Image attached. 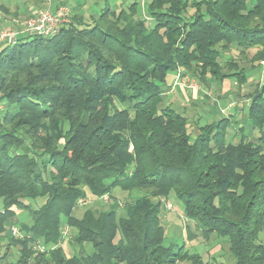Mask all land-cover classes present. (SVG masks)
I'll list each match as a JSON object with an SVG mask.
<instances>
[{
  "label": "trees",
  "instance_id": "16d2710c",
  "mask_svg": "<svg viewBox=\"0 0 264 264\" xmlns=\"http://www.w3.org/2000/svg\"><path fill=\"white\" fill-rule=\"evenodd\" d=\"M73 17L53 37L0 48V264H207L167 243L172 193L204 237L228 239L232 264H264V83L248 94L257 139L231 140L229 117L193 137L163 106L178 68L206 86L246 84L248 67L221 60L234 46L256 48L251 67L264 71V0H134ZM116 189L141 195L121 204ZM106 193L105 206L78 210ZM65 224L72 251L51 248Z\"/></svg>",
  "mask_w": 264,
  "mask_h": 264
},
{
  "label": "rangeland",
  "instance_id": "374dc122",
  "mask_svg": "<svg viewBox=\"0 0 264 264\" xmlns=\"http://www.w3.org/2000/svg\"><path fill=\"white\" fill-rule=\"evenodd\" d=\"M73 1V2H72ZM82 2H87L88 5H90L89 9H93L94 11H99L102 12L103 9L106 6L114 7L115 3H125L124 5L130 4L134 0H81ZM45 2L44 0L42 3ZM97 2V4L95 3ZM25 3V2H24ZM1 4V3H0ZM26 4V3H25ZM67 4L70 5L72 8V14L69 18V22H67L65 25L70 24L74 19V14L75 12L80 13L78 9L74 10V0H69L65 1L62 0L60 4ZM22 4L19 5H8L10 11L4 9V7L0 6V16L4 15H9L11 12H15V10H20L23 6ZM51 5L53 6V0L49 1L46 0V3L42 8H40L39 11L45 10L48 8V6ZM57 5V6H58ZM124 5H120L118 10ZM25 6V5H24ZM96 8H95V7ZM78 10V11H77ZM38 11V12H39ZM92 11H87V13H91ZM31 16V13H28L26 10L24 11H19V15L17 14L16 16H12L13 18V23L10 26H15L16 22L19 20H23L26 18H29ZM90 22V21H89ZM64 25V26H65ZM256 48H250L249 51L242 52L240 48H232L230 50V53L222 52V62L228 57H233L235 60L239 62L241 66H246L248 68H252V62H251V53L254 52ZM180 69V68H178ZM183 72L187 75H189L191 78H194L197 81V86L196 87H189L187 85H179V87L186 88L187 90H195V89H200V87L203 89L204 96H201L199 99V102L197 104H191L189 103L188 99L186 101H180V102H173V108H175L177 111L181 112L183 115H185L189 121H191L192 128H193V137H195L199 130H198V125H204L207 123H210L212 120L211 116L208 115L205 110H208L210 106H212L213 102L219 101L220 103V111L221 114L227 117H232V118H237L239 117L241 120L242 118L245 117L246 109L251 101V99L248 97V94L251 92H255L256 87L258 86L259 83L264 81V71L257 67L256 69H252L250 71V80L243 86H240L236 81L232 79H227L226 81V88L229 89L228 96L227 94H222L221 93V85H218L215 83L216 81L213 80L211 81V84L209 86L204 85L199 81V79L194 76L193 74L186 72L183 68H181ZM178 71V70H177ZM177 71L174 74H170L168 77V82H172L174 84L175 76L177 74ZM239 86H238V85ZM172 87H178V86H173ZM171 87V88H172ZM222 101H225L226 104L222 105ZM167 103L169 101H166ZM232 106V107H230ZM235 109L234 113L233 110ZM214 110L217 111V107L215 105ZM232 110V111H231ZM230 113H233V116H230ZM222 115V116H223ZM213 117V116H212ZM215 120V118H214ZM234 120L232 119V122ZM234 130H238L237 125L232 126ZM231 132V129H229ZM232 133V132H231ZM240 135L234 137L235 142L239 141ZM256 139V138H255ZM115 197L119 200L121 204H125L127 201L133 200L141 195L140 192H134L130 194L129 192L122 191L120 189H116L114 192ZM110 197V196H109ZM110 200V198H109ZM108 200V202H109ZM42 202L41 199L34 201L35 205L34 206H39V204ZM169 202L173 205L172 209H166L165 211V216L164 219L168 221V227L167 228V243L174 242L175 245H183L187 243V249L190 250L192 253H197L202 256V259L204 260L205 263L207 264H231L235 258H233L230 250H229V242L227 238H222V237H217L215 234L212 236L206 238L202 235L199 237L197 236H192V233L190 232L189 228L187 227V239L185 235V219L187 218L185 213H184V205L181 200H179L174 193L171 194L170 198L165 201ZM164 202V203H165ZM107 204V203H106ZM96 205L97 206H105V203L99 198L98 200H88L87 203L85 204H80L78 205V210L84 209L86 207ZM166 205V204H165ZM18 213L19 217L24 218L26 221L30 220V218L27 215V212L24 210L17 209L16 211ZM76 212V211H75ZM167 224V223H166ZM199 228V227H197ZM200 231V229H198ZM201 232V231H200ZM5 238L0 235V249L2 248L3 242ZM262 241L264 242V235L262 236ZM63 246H65L67 249L71 248V242L70 241H65ZM177 249L178 247L175 246ZM88 250L89 252L93 251V247L91 245H88ZM4 250L1 249V252ZM72 251V248H71ZM181 264H193L191 261H183Z\"/></svg>",
  "mask_w": 264,
  "mask_h": 264
},
{
  "label": "crops",
  "instance_id": "0c3cea01",
  "mask_svg": "<svg viewBox=\"0 0 264 264\" xmlns=\"http://www.w3.org/2000/svg\"><path fill=\"white\" fill-rule=\"evenodd\" d=\"M42 1L43 0H0V3H1L0 6L4 7V9H6V12H7V10L9 9V7H8L9 4L10 5H19V4L23 3V5H22L23 7L19 11L26 10L28 13H31V15H35V14L38 13L40 8H42L44 6V4L46 3V0H44L45 2H43V3H42ZM61 1L62 0H53L52 8L53 9L56 8V6L58 4H60ZM65 1L69 2V0H65ZM106 1H108V0H106ZM95 3L97 4V2H95ZM124 4H125L124 2L123 3H119V4L115 3V6L112 7V8L113 9H118L120 5H124ZM74 5H75V6H73L74 10L78 9L80 11V13L75 12V14H77L79 16H83L85 18L86 22H89V21L91 22L92 18H97L100 15V13H101V12L99 13V11H94L93 9L92 10L89 9L90 5H88L87 2H85V3L82 2L81 0H74ZM89 10L92 11V12L91 13H87V11H89ZM8 11H10V10H8ZM19 11L15 10V12H13V13L11 12V14H9V15L0 16V33L4 29V27L12 25L13 18H11V17L12 16H16L17 14L19 15ZM70 22H71V20H70ZM234 48H235V46H234ZM249 50H250V48L247 51H249ZM225 52L226 53H230V51H225ZM230 57H228V58H230ZM262 64H263V62H262ZM254 69H256V68H254ZM251 70H252V68L251 69L247 68V72H248L249 76H250V71ZM249 80H250V77H249ZM226 81H227V79L224 80L223 83L217 82V81L215 83H217L218 85H221V93L223 95L227 94V96H228L229 89L226 88V86H227L225 84ZM261 83H264V81L261 82ZM201 96H204L203 89L201 87H200V89H195V90H189V89L187 90L186 88H183L181 86L180 87L179 86L178 87H172L168 92H166L163 95V106L170 105V106L173 107V102L174 103L175 102L178 103V102H180L182 100L186 101L187 99H188L189 103L197 104L199 102V99L201 98ZM166 101H169V102L167 103ZM221 104L225 105L226 102L222 101ZM215 105L217 107V111L214 110ZM220 106L221 105H220L219 101H216V102H213L212 106H210L208 108V110H205V112L208 115H212L213 116V117L211 116L212 120L210 121V123L213 122V121H216V120H218V119H220L222 117H227V116H224L223 114H221ZM234 111H235V109L233 110V113H234ZM233 113H230V116H233ZM214 118H215V120H214ZM229 118H230L229 129H231V132H232V133L229 132L230 139L234 140V137L238 136V134L240 135L239 141H237V142L234 141L235 143L240 142V140L243 137H248V138H252V139H255V138L257 139L259 137V132L258 131L256 132V130H254L252 128V125L250 124V121H249L248 116H247V109H246L245 117L242 118V120L239 117H237L235 119L232 118V117H229ZM232 119L234 120L233 122H232ZM235 125H237V127H238L237 131L232 129L233 128L232 126H235ZM121 215H123V216L126 215L125 210L121 211ZM168 224L169 223L167 221L166 228H169ZM187 227L189 228V230L192 233L193 237L194 236L199 237L200 235L203 236V234H202L203 232H200L198 230L199 228H197L198 227V223L195 220H193V219L186 218L185 219V235H186L185 237H186V239H187ZM185 246H186V249H187V243L185 244ZM229 250H230V245H229ZM179 264H181V261L179 262ZM213 264H217V263L215 262Z\"/></svg>",
  "mask_w": 264,
  "mask_h": 264
},
{
  "label": "built area",
  "instance_id": "2783aa9c",
  "mask_svg": "<svg viewBox=\"0 0 264 264\" xmlns=\"http://www.w3.org/2000/svg\"><path fill=\"white\" fill-rule=\"evenodd\" d=\"M51 1V0H49ZM146 3V0H142V4ZM72 14V8L70 5L62 4L52 8L51 5L47 9L39 11L34 16L29 18L19 20L16 22L15 26H6L0 33V48L4 45H15L20 38L38 35L45 37H53L60 33L62 27L69 22V18ZM187 85L191 88L197 86V81L194 78H191L189 75L185 74L180 68L177 71L175 76L173 86ZM232 107V106H230ZM5 109V104L0 102V118ZM1 120V119H0ZM101 200L105 203L109 200V194H104L101 197ZM87 199H81L80 204L87 203ZM167 209H172L173 205L169 202H165ZM0 212L4 213L5 210L0 206ZM10 232L19 238H24V232L15 226L9 228ZM72 238V228L71 226L65 224L62 228V239L58 244L52 246L51 248L58 247V245L64 244L65 241H70ZM35 247L41 252H45L49 249L46 243L43 240H36Z\"/></svg>",
  "mask_w": 264,
  "mask_h": 264
}]
</instances>
